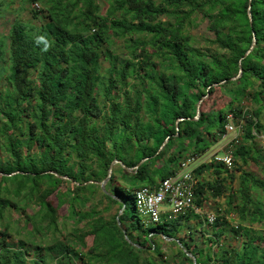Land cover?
<instances>
[{
	"label": "trees",
	"instance_id": "trees-1",
	"mask_svg": "<svg viewBox=\"0 0 264 264\" xmlns=\"http://www.w3.org/2000/svg\"><path fill=\"white\" fill-rule=\"evenodd\" d=\"M26 1L40 3L46 21L36 27L14 21L8 44L0 40V264H162L153 236L171 239L188 264V253L195 264H264V228H253L264 222V209L250 193L264 195V180L242 168L249 160L264 164L253 148L264 132V0ZM198 14L213 35L208 43L214 51L193 45L187 29L197 25ZM253 38V49L241 59ZM115 39L123 42L122 54ZM239 61L241 76L231 81ZM215 87L229 95L226 109L204 110ZM246 95L248 110L233 106ZM227 112L243 126L232 150L234 168L209 162L193 170L196 206L209 196L225 199L215 220L187 211L152 227L134 222L128 210L133 192L174 175L188 152L199 156L200 142L207 149L215 129L225 133ZM114 159L132 168L118 165L127 185L113 171L102 192L98 183ZM63 205L69 228L59 222ZM112 205L116 213L106 218ZM226 217H237V225ZM18 221L23 237L11 239ZM199 226L211 233L206 249H197ZM227 230L243 238L240 249L221 247Z\"/></svg>",
	"mask_w": 264,
	"mask_h": 264
},
{
	"label": "rangeland",
	"instance_id": "rangeland-1",
	"mask_svg": "<svg viewBox=\"0 0 264 264\" xmlns=\"http://www.w3.org/2000/svg\"><path fill=\"white\" fill-rule=\"evenodd\" d=\"M107 8V4H103L102 6V10L101 13L105 12V9ZM35 10L37 13V17L34 18L31 10ZM43 7L40 3L36 2L34 4H30L28 3L26 0H0V40H3V42L5 44H8V39H6L8 32L10 30L11 25L14 23V21H21L22 23L28 25V26H32V27H36L39 26L41 24H43L46 19L44 18L45 16V12H42ZM194 16V15H193ZM196 24L195 26H189L188 27V31L190 32V34L193 36L194 40H193V45L197 46V47H201V48H206L209 47L211 50H216L215 46H210L208 43L209 39L213 38L212 33H210L209 31L206 30V20H203L201 18V15L198 14L196 15ZM115 46L117 47V51L118 53L122 54L121 52H124V48H123V42L121 40H117L115 39ZM1 65V64H0ZM107 63L103 62V66H106ZM3 76L4 73L2 75V77L0 78V88H3L4 86V80H3ZM34 76V75H32ZM128 81L130 82H135L134 80L128 79ZM211 97L208 99V101L206 100L205 96L202 101H205V109L204 110H217V109H226L225 104L229 102V95L226 94L223 90H220L218 87H215V91L213 94L210 95ZM201 105V103H200ZM234 107L236 108H242L245 111L248 110L250 106L249 103V99H248V95H246L244 98H242V100L240 101V103L235 102L233 104ZM228 116V120L227 123L231 124L233 129L234 127L236 128V130H239L238 132H228V133H224V134H220L217 129H215L213 131V135H214V139L209 141L207 143V149H204V145L203 142H200L198 144L199 149L201 150L200 155L198 156V163L199 162H203V160H205L206 157H208L209 155L216 153L217 155L220 156L223 154L224 152V147L228 144V142L232 139V138H237V142L233 143V148L241 142L242 139V134H243V126H239V124H237L236 122L238 120L232 119L231 115L229 112H227ZM218 123V122H217ZM244 123L243 121H241V124ZM167 126H169V123L167 124ZM211 142V143H210ZM253 148L255 150H257L258 152H260L263 156H264V132L261 133L260 135H258L254 140H253ZM191 152H188L186 154L189 155ZM19 156V154H17ZM184 158V157H183ZM198 163H194V166ZM157 165H160V163H157ZM244 170L251 172L253 175H255L256 177H258L259 179L264 180V164L261 163H255L254 161L249 160L247 162L246 165H244L242 167ZM113 171H116V175H117V181L119 184H121L122 186L127 185L125 183V181H123V175L121 172L118 171V165L113 166ZM112 171V172H113ZM240 172H236L235 173V180L232 183V188L236 189L238 186V176H239ZM211 175L208 173H204V179H210ZM158 178H155V184L158 182ZM133 185L139 186L140 182L138 181H133ZM251 193V197L254 201L258 200L260 201L262 208L264 209V195L261 192L260 189H252L250 191ZM98 194V192H97ZM98 197V195H97ZM224 197L219 198V199H214L212 197H208L206 199V201L203 203V209H204V213H209V214H213L216 215L218 212V209H224L225 205H224ZM96 202V201H95ZM56 204V202L54 203V205ZM86 208H89L91 206V202L86 203ZM106 206V200H103L102 203H99L98 208L99 209H104ZM128 210L129 212H133V221L137 222L138 220L142 223V225L144 227H152L154 226L153 223H150L148 220H146L145 218H143L142 215H140L139 213H137L136 211H134L132 209V201L131 199L128 200ZM117 207L115 205H112L108 208V210L103 212V216H105L106 218H109L110 216L114 215L116 213ZM221 212V211H220ZM219 212V213H220ZM58 215H59V222L61 223H65L66 228L71 227L72 223L67 220L65 218L66 214H67V205H63L61 207L58 208L57 211ZM232 216V215H231ZM230 216V217H231ZM11 217L17 220H20L21 218L19 217L18 214H11ZM228 219L229 224L231 227L237 225V221L238 218L235 217L234 219ZM233 217V216H232ZM189 224L192 226L198 225L197 221L195 220H190ZM22 226V221H18L17 225L15 226L14 223L12 224V232L16 233L14 235L11 236L12 238H21L23 237V235L20 233V228ZM262 227L264 228V222L257 225L254 224L253 228H255L256 230L260 231L262 229ZM186 231L184 230V232H182L180 235V237H183ZM210 233V232H209ZM211 234V233H210ZM210 234H206L202 231V228L196 230V232L194 233V239L197 241V243H199L197 249L200 248H205L208 245L206 243V238L210 235ZM155 245H158L160 247V250L163 254L162 258H163V263L162 264H176L177 262H179V259L181 262L188 264V262L184 261L181 256L178 253V247L174 244V242L171 239H161L157 236H153L151 239ZM92 242V237L88 236V238L86 239V245L90 246ZM202 242V243H200ZM243 242V238L241 236L235 235L234 233H232L231 231L225 233L224 236L221 237L220 240V244L221 247L223 249L226 250H237L240 249L241 245ZM219 248V247H218ZM218 248L216 247H212L213 251H216ZM149 256L154 255L152 253V251H149ZM175 259V260H174Z\"/></svg>",
	"mask_w": 264,
	"mask_h": 264
},
{
	"label": "built area",
	"instance_id": "built-area-1",
	"mask_svg": "<svg viewBox=\"0 0 264 264\" xmlns=\"http://www.w3.org/2000/svg\"><path fill=\"white\" fill-rule=\"evenodd\" d=\"M240 126V125H239ZM225 132H238L231 124H225ZM237 138H232L224 147L222 155L217 152L209 155L203 162L197 161L198 156L191 154L185 156L179 164L178 171L171 176L159 180L153 186H140L133 192L134 209L146 220L153 224H160L163 221H170L185 214L187 211L204 216L208 223L215 220V215L204 213L202 207L194 203V186L196 177L193 170L204 163H221L228 170L234 168L233 164V143ZM194 163H198L194 166Z\"/></svg>",
	"mask_w": 264,
	"mask_h": 264
},
{
	"label": "water",
	"instance_id": "water-1",
	"mask_svg": "<svg viewBox=\"0 0 264 264\" xmlns=\"http://www.w3.org/2000/svg\"><path fill=\"white\" fill-rule=\"evenodd\" d=\"M247 16H248V18H249V21H251V13H250V11L247 12ZM254 44H255V39L253 38V42H252V44L250 45L249 49L244 53V55H243V57H242L241 59H243L244 57H246V56L251 52V50H252L253 47H254ZM241 73H242V68H241V63H240V61H239V63H238V73H237L235 76L231 77L230 80H231V81H235V80H237V79L241 76ZM222 83H224V80L221 81L219 84H222ZM214 85H217V84H214ZM204 97H205V96H204ZM201 101H202V100H199V101L197 102V106H196V115L194 116L193 119H197L198 116H199V107H200V103H201ZM181 120H183V119H182V118L177 119L176 122H175V125L177 126V122H178V121H181ZM167 140H168V137L165 138V140H164V141L162 142V144L159 146V148H158L156 154H158V153L162 150V148L165 146ZM147 159H148V158H143L142 160H140V162H139L134 168L136 169L141 163H143V162L146 161ZM115 165H119L121 168H123V169L126 170L127 172H130V171L132 170V168L126 167V166H125L120 160L114 159V160L110 163V165H109V168H108V171H107V175H106V177H105L102 181H100V182L98 183V185H99V187H100V189H101L102 192H105V184H106V182L108 181V179L110 178V176H111V174H112V171H113V166H115ZM51 173H53V172H51ZM53 174L56 175L55 173H53ZM10 175H11V174H10ZM61 178H63V179H68L66 176H61ZM90 183H93V182H90ZM123 207H124V206H123ZM122 209H123V208H122ZM122 209L120 210V212L122 211ZM132 209L134 210V206H132ZM123 234H124V238H125L128 242H130V241L128 240L127 236L125 235L124 231H123ZM187 255L192 259L193 264H195V262H196V258H195V256H193L191 253H188Z\"/></svg>",
	"mask_w": 264,
	"mask_h": 264
}]
</instances>
